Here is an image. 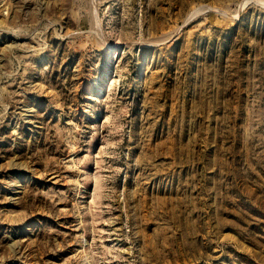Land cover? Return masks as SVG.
Listing matches in <instances>:
<instances>
[{"label": "rangeland", "instance_id": "obj_1", "mask_svg": "<svg viewBox=\"0 0 264 264\" xmlns=\"http://www.w3.org/2000/svg\"><path fill=\"white\" fill-rule=\"evenodd\" d=\"M0 264H264V0H0Z\"/></svg>", "mask_w": 264, "mask_h": 264}]
</instances>
